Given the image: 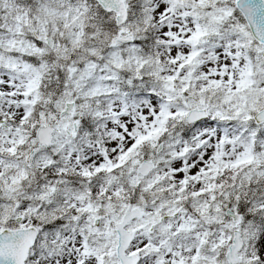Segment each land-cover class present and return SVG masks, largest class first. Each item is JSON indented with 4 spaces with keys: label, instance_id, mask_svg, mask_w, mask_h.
<instances>
[{
    "label": "snow or ice",
    "instance_id": "6c2138e0",
    "mask_svg": "<svg viewBox=\"0 0 264 264\" xmlns=\"http://www.w3.org/2000/svg\"><path fill=\"white\" fill-rule=\"evenodd\" d=\"M0 264H264V0H0Z\"/></svg>",
    "mask_w": 264,
    "mask_h": 264
}]
</instances>
